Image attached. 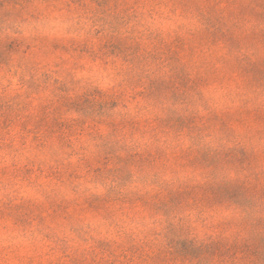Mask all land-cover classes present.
<instances>
[{
	"label": "clouds",
	"instance_id": "1",
	"mask_svg": "<svg viewBox=\"0 0 264 264\" xmlns=\"http://www.w3.org/2000/svg\"><path fill=\"white\" fill-rule=\"evenodd\" d=\"M0 264H264V0H0Z\"/></svg>",
	"mask_w": 264,
	"mask_h": 264
}]
</instances>
